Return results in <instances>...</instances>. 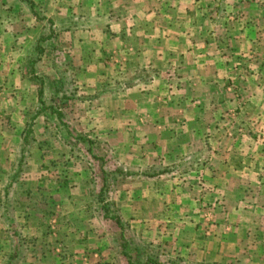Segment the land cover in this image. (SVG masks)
<instances>
[{
	"label": "crops",
	"instance_id": "0c3cea01",
	"mask_svg": "<svg viewBox=\"0 0 264 264\" xmlns=\"http://www.w3.org/2000/svg\"><path fill=\"white\" fill-rule=\"evenodd\" d=\"M244 5L246 0H0V71L5 78L10 68L6 82L15 74L10 93L17 96L25 89L28 73L19 71L31 50L21 45L27 40L39 43L32 52L31 67H45L46 81L52 73L50 83H54V52L59 48L54 49L53 42L59 36L62 49L78 47L74 52L81 73L94 81V87L86 88L92 89L87 95L79 92L74 112L81 114V105L96 99L94 112L112 116L110 131L118 132L123 126L128 138L132 135L128 142H110L117 166L133 170L127 178L135 179L138 166L143 169L158 161L161 171L142 174L148 176L143 186L151 187L148 199L167 195L159 192L169 187L167 208L184 212L207 204L215 209L216 220L208 229L200 231L203 222L194 224L198 232L190 218L131 216L128 231L132 235L124 239L126 249L122 255L115 250L112 258L120 261L125 255L126 264H230L237 260V264H250V260L264 264V233L259 231L264 229V142L256 135L264 129V76H248L241 70L245 61L238 57L254 49L255 41L245 44L251 30L243 32L250 18ZM12 15L21 20L15 29ZM100 19L107 20L104 26L97 25ZM64 50L61 56L68 63ZM112 60L118 63L106 66ZM32 72L34 85L26 92L37 101L41 81ZM112 78L116 88L107 86ZM102 97H110V104ZM120 114L130 116L131 122L125 123L132 126L122 125ZM130 130H142L141 144L132 142L135 134ZM3 147L0 155L5 154ZM39 163L31 169L26 161L0 201V264L93 262L98 252L92 246H104V239L98 241V230L93 228L97 222L91 224L88 215L93 209L88 205L96 204L91 190L76 183L78 173L66 170L57 178L52 165ZM80 175V181L83 177L91 185L88 174ZM133 199L137 206L140 200ZM73 201L80 210H89L82 222H74ZM140 209L149 212L151 208L142 202ZM188 226L193 228L185 236L182 231ZM204 234L202 243L195 239Z\"/></svg>",
	"mask_w": 264,
	"mask_h": 264
},
{
	"label": "rangeland",
	"instance_id": "374dc122",
	"mask_svg": "<svg viewBox=\"0 0 264 264\" xmlns=\"http://www.w3.org/2000/svg\"><path fill=\"white\" fill-rule=\"evenodd\" d=\"M244 7L246 15L249 14L248 16H250V18L248 17L249 19L246 21V26L243 27V32L246 29L251 30L247 32L248 35L245 44L246 46H250L248 43L253 42L254 39L255 41L252 43L254 49L251 48L248 51H243L241 57L239 55L238 58H241L243 62L245 61L243 68H241L242 72H245V75L261 77L264 76V0H246V6L244 5ZM12 21L13 28L20 26L18 23L21 20L18 21L14 15H12ZM106 21L107 20L103 21L100 19L97 25L104 26ZM230 25L232 27V24ZM75 26L79 27L78 24H75ZM233 26L236 27V24L234 23ZM253 28H258V31L254 32ZM75 38H77V35ZM54 39V49L59 48L58 51L56 50L54 52V54H56V71L53 77L54 83H50L52 73L49 75V80L46 81L47 71L45 67H31L34 56L32 52L37 51L39 47V43L36 39L21 43L25 51L31 50L26 57L23 58L24 69L19 71V74L24 71L28 73V75H26L28 79L25 80V82L23 81L24 84H26L22 85L21 83L22 89H25L20 95L16 96L15 93H10V87H15V74H12L9 82H6L8 74L10 73V68L7 67L5 78L1 73L2 70L0 71V145L4 146L3 149L6 148L5 154L3 153V155H0V201L4 198V191H10L12 189V184L18 174L23 171L21 166L26 165L24 164L26 161L31 169H33L36 164L39 165V161L43 162V164L52 165V172L55 173V177L57 178L59 176L62 178L59 173L61 172L64 176L63 172L66 170H68V174L78 173L79 180H75L76 183L80 186L85 184L86 187H89L88 190H91L90 196L94 203L96 202L95 205H88V207H93L90 211L88 210V215L92 218L91 224L97 222V225L94 224L95 226H93V228L98 230V241L100 242L101 238L104 239V242L101 243L104 244V246H92L93 250L96 249L98 253L94 251L97 253V256L93 262H91V260L87 261V264H119L120 261L121 263L124 262L125 255L123 256V260L120 258L119 261L115 259V257L112 258V254L115 250L117 254H123V250L126 249L124 239L132 235V230L129 229L128 231V224L131 222L129 220L134 219L136 214L142 216L141 219L143 220L166 218L167 220L174 219L176 221L190 218L192 221L191 226L194 224L201 225L200 222H203L205 225L200 226V231L208 229L212 220H216V212L213 206L200 204V206L195 209L188 207L184 212H181L179 209L167 208L166 205L170 202V194L168 193L169 187L162 188L159 192L167 195H161L159 198L153 197V200L151 197L148 199L150 194L146 193H150L151 187L147 184H145V187L143 186L142 181L146 180L148 176H142V174L145 172L147 175L153 176L154 173L162 170L160 167L162 165L161 163L156 161L151 167L143 169L138 166L141 169L133 173L136 175L134 176L135 179H128L126 176L127 173L128 176L131 175L132 173L130 172L133 170L127 169L124 171L121 167L117 166L118 163H116V157L114 156L110 142H128L127 139L132 140V135L128 138L129 133L127 128L123 126L120 127L118 132H116L117 130H113L115 132L112 130L110 131L109 128L112 126L110 127L109 120L112 116L96 114L94 109L97 101L96 99L92 100V97L91 102L86 100L84 105H81V111H83L81 114L80 110L74 112L73 109L78 107L76 104L79 102V94L87 95L92 89L88 90L86 88L91 85L94 87V81L92 77L84 79L83 73H81L82 68L78 66L79 63L77 61L78 54L74 52L78 47H73V51H67L58 45V40H60L59 36H55ZM257 41V45H259L260 49L256 51L255 45ZM9 44L13 45V43ZM111 44L112 43L108 40L107 45ZM64 47L67 49L66 45ZM12 49L14 50L13 46ZM63 50L65 51L67 60H69L68 63L63 62V60H65L61 56ZM109 54H106V57H108ZM85 55L86 54H84V57ZM101 56L105 58L103 53H101ZM116 57V60L121 61V58L118 56ZM116 63L118 62L112 60L108 62L106 66ZM32 70L35 71L36 76L41 81L40 89L42 95L39 96L37 101L35 100L36 96H33L32 99L30 97V92L29 96L26 92L28 88L34 85V81L31 78L34 77ZM110 72L107 71V74L111 75L112 73ZM110 83H107L109 88H116L118 85L114 78L111 79ZM124 86L126 87L125 83ZM13 92H15V88ZM123 97L125 98V95ZM109 98L110 97H102L101 100L106 104H110ZM40 100H42L43 103H40ZM50 106L57 110V112H61V115L58 117L57 114L50 113ZM247 110L252 111L250 109ZM107 117L110 118L107 120ZM118 119L122 122V125H127L131 122L130 116L125 114H120ZM105 126H107V128H104ZM133 132L135 135L133 136L134 141L132 142L141 144L143 141L141 137L138 136H141L142 130H135ZM136 133H138V135H136ZM256 135L260 136V142H264V129H258ZM47 165L44 166L47 167ZM118 169H120V172L117 171ZM84 173L91 177L89 180L91 185L89 186L88 182H83V177L80 181V176H82L80 174L84 175ZM21 176L24 177V174H21ZM102 177H105L104 181H102ZM71 182L73 183L72 180ZM103 186H106V191L103 190ZM102 191L103 193H101ZM78 194L81 197L79 192ZM156 194L158 195V192ZM126 197L129 199H126ZM172 197H174V195ZM182 197L186 198V194H183ZM73 198H75V200L77 199L76 194ZM133 198L140 200L137 206L133 205ZM121 200H123L122 204L116 203ZM192 201L193 200H191V202ZM142 202L150 205L151 209H149V212H144V209H140ZM160 202L164 205L160 206ZM196 203L198 202L196 201ZM186 204L189 205L190 203L188 202ZM120 205L127 209V211L121 208ZM72 206L75 210L74 213H71L74 215V222L78 220L82 222V218L85 219L88 217V215L85 216L88 211L85 212V210H80V206L77 202L73 201ZM37 213L39 214L41 212L37 211ZM144 213L147 215L144 216ZM51 214L56 216L54 212H51ZM76 214H78L77 217ZM116 219H118V222L115 221ZM196 220H200L199 223ZM98 225L101 226V229L98 228ZM195 225L193 227H195ZM64 227L67 230L69 229L66 225H64ZM193 227L188 226L186 231L182 232L185 236H188L190 229ZM194 230L197 232L199 231L197 226ZM259 231L264 233V229ZM164 232H169V228ZM203 237L206 238L205 234L204 236L198 235L195 239L202 243L204 240ZM111 247L113 250H111ZM150 248L151 247L148 249ZM113 260L115 263L112 262ZM236 262L238 263L239 260ZM236 262L232 261L230 264H237ZM250 262V264L255 263L252 260H250ZM241 264L244 263L241 262Z\"/></svg>",
	"mask_w": 264,
	"mask_h": 264
},
{
	"label": "trees",
	"instance_id": "16d2710c",
	"mask_svg": "<svg viewBox=\"0 0 264 264\" xmlns=\"http://www.w3.org/2000/svg\"><path fill=\"white\" fill-rule=\"evenodd\" d=\"M41 95H42V91L40 90V92H39V96H41ZM40 103H43V101L40 100ZM49 109H50V113H55V114L58 115V117L61 115V112H57V110H55L52 106H50ZM77 139H78V138H77ZM117 171L120 172V169H118ZM104 180H105V177H102V181H104ZM103 190L106 191V186H103ZM101 193H103V191H102ZM100 201H102V200H100ZM104 207H105V206H104ZM115 221L118 222V219H116Z\"/></svg>",
	"mask_w": 264,
	"mask_h": 264
}]
</instances>
